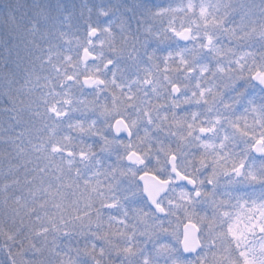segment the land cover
<instances>
[{
	"label": "clouds",
	"instance_id": "9594fccd",
	"mask_svg": "<svg viewBox=\"0 0 264 264\" xmlns=\"http://www.w3.org/2000/svg\"><path fill=\"white\" fill-rule=\"evenodd\" d=\"M0 264H264V0H0Z\"/></svg>",
	"mask_w": 264,
	"mask_h": 264
}]
</instances>
